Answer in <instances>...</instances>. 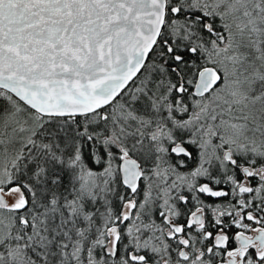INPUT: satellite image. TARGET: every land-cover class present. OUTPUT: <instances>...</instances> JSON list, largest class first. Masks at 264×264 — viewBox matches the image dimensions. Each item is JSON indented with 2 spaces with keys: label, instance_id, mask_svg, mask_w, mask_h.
Returning <instances> with one entry per match:
<instances>
[{
  "label": "snow or ice",
  "instance_id": "obj_1",
  "mask_svg": "<svg viewBox=\"0 0 264 264\" xmlns=\"http://www.w3.org/2000/svg\"><path fill=\"white\" fill-rule=\"evenodd\" d=\"M0 264H264V0H0Z\"/></svg>",
  "mask_w": 264,
  "mask_h": 264
}]
</instances>
